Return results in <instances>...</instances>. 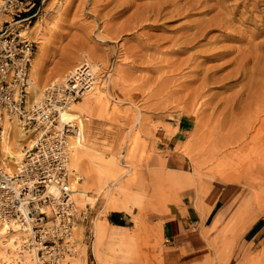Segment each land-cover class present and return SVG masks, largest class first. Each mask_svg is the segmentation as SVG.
Masks as SVG:
<instances>
[{
  "label": "rangeland",
  "instance_id": "1",
  "mask_svg": "<svg viewBox=\"0 0 264 264\" xmlns=\"http://www.w3.org/2000/svg\"><path fill=\"white\" fill-rule=\"evenodd\" d=\"M23 2L11 28L35 46L39 95L84 59L96 66L94 89L65 115L81 131L71 198L87 223L63 264H264V0ZM212 187L221 204L207 234L176 242L198 249L165 257L170 193L201 216ZM108 202L132 228L108 226ZM9 249L0 264L28 262Z\"/></svg>",
  "mask_w": 264,
  "mask_h": 264
},
{
  "label": "built area",
  "instance_id": "2",
  "mask_svg": "<svg viewBox=\"0 0 264 264\" xmlns=\"http://www.w3.org/2000/svg\"><path fill=\"white\" fill-rule=\"evenodd\" d=\"M25 5L0 0V17L8 18L0 21V139L3 123L15 122L32 140L14 172L0 160V226L12 233L16 228L17 249L28 258L26 264H62L77 255L75 230L87 223V215L70 199V139L78 141L81 131L74 122H61L60 113L89 92L92 74L81 63L27 104L35 46L11 28L14 18L29 10Z\"/></svg>",
  "mask_w": 264,
  "mask_h": 264
},
{
  "label": "crops",
  "instance_id": "3",
  "mask_svg": "<svg viewBox=\"0 0 264 264\" xmlns=\"http://www.w3.org/2000/svg\"><path fill=\"white\" fill-rule=\"evenodd\" d=\"M213 189L212 187L207 190L206 193H203L202 190L199 192L200 198L203 197L204 203V212L201 216L197 213V202L193 200L194 202L191 201L189 203L186 193L181 191L170 193L167 201L166 213L162 217L160 227V235L165 243L163 246L167 251L165 257L171 256L175 251L179 252L177 253L178 256H183V251L198 249V244L186 245V243L176 244V242L187 240L194 235L207 234L206 231L209 230L208 224L214 222L221 204L219 194H215ZM129 216V214L123 212H111L106 215L105 221L109 227L130 229L132 228V226H130L132 220ZM233 255L231 256L233 257ZM228 264H230V262Z\"/></svg>",
  "mask_w": 264,
  "mask_h": 264
},
{
  "label": "bare ground",
  "instance_id": "4",
  "mask_svg": "<svg viewBox=\"0 0 264 264\" xmlns=\"http://www.w3.org/2000/svg\"><path fill=\"white\" fill-rule=\"evenodd\" d=\"M124 11V9H123ZM142 19V18H141ZM195 39V38H194ZM103 41V40H102ZM215 52V51H214ZM213 53V52H212ZM219 54V53H218ZM42 55V54H41ZM214 57V56H213ZM90 58V57H89ZM79 60V59H78ZM88 58L87 59H84V63L83 64H86L90 70H91V74H92V84H91V88L89 89V92H87V94H89L95 87V84H96V78H95V68L96 66L93 67V65H90L89 64V61L87 62ZM39 62L40 61H37V63H35V68L39 66ZM242 63V62H241ZM178 67V66H177ZM36 68V69H37ZM77 68V67H76ZM75 68V70H76ZM39 69V68H38ZM74 70V71H75ZM36 70H33V72H35ZM238 72V71H237ZM237 74V73H236ZM238 76V75H236ZM211 77V76H209ZM205 80V79H204ZM203 81V80H202ZM204 83V82H203ZM30 87L32 88V94H33V98H34V101L32 102H36L40 95L38 94L39 92V88L37 87V85L35 84V82L31 83L30 84ZM44 90V89H43ZM42 90V91H43ZM86 94V95H87ZM85 95V96H86ZM264 102V101H263ZM72 105V104H71ZM70 105V106H71ZM69 106V107H70ZM261 106V105H260ZM69 107L62 111L60 113V121L61 122H71L70 120L66 119L65 115L67 113V110L69 109ZM105 110V109H104ZM104 110H101V111H104ZM261 110V109H260ZM262 111V110H261ZM107 112V111H106ZM259 113V112H258ZM112 114V112H111ZM259 115V114H258ZM252 118V117H251ZM254 118V117H253ZM15 122L13 123H7V122H4L3 123V132H2V135H1V139H0V154H1V161L4 165V167L9 171L11 172V170L9 169V167H6L7 163L9 164V162L13 165V166H19L20 163L22 162L23 160V157H24V154H23V150H24V146L29 144L32 140L31 138L27 141V143L24 145L23 143L25 142L24 141V137H26L24 134H27L25 132H23L20 128L17 127V125L14 124ZM14 126V128H13ZM250 128V127H249ZM241 131V130H240ZM24 134H23V133ZM29 135V134H28ZM30 136V135H29ZM236 137V136H235ZM27 138H25L26 140ZM242 140V139H241ZM236 143V142H235ZM231 146H232V143H231ZM70 148H71V145H70ZM71 154H72V148H71V152H70V159H71ZM78 154L75 152L73 154V158H72V162L76 165V163H78ZM7 160V161H6ZM109 162V161H108ZM111 162V161H110ZM114 162V161H113ZM112 163V162H111ZM73 164V165H74ZM110 164V163H109ZM70 165V164H69ZM70 168V167H69ZM75 173L74 170H70V173ZM75 180H78V177L76 176V179ZM78 184V183H77ZM73 182H72V178H71V182H70V189L71 191L73 190ZM72 194V193H71ZM71 194H70V199L72 200L71 198ZM73 201V200H72ZM109 204V202H108ZM124 207V206H123ZM108 209L111 210V211H115V212H119L121 211L122 208H120L118 206L117 203H111L108 205ZM13 230H14V233L11 232V234H13L12 236H8L10 234V232H8V230L10 229L9 226L7 225H2L0 226V260H8V257L5 253V251L3 249L5 248H11L9 249L11 251H14V253L19 257H26L25 254H19L21 252L18 251L17 249V246L19 244V241H20V238L17 237L16 240H13V238L11 237H15V234L18 233L16 232V228L15 227H12ZM77 230V229H76ZM75 230V231H76ZM17 236V235H16ZM7 250V249H6ZM8 252V253H9ZM6 255V256H5ZM10 263L11 264H17L16 263V259H12L10 260ZM63 264V263H62Z\"/></svg>",
  "mask_w": 264,
  "mask_h": 264
},
{
  "label": "trees",
  "instance_id": "5",
  "mask_svg": "<svg viewBox=\"0 0 264 264\" xmlns=\"http://www.w3.org/2000/svg\"><path fill=\"white\" fill-rule=\"evenodd\" d=\"M116 225H122V224H116Z\"/></svg>",
  "mask_w": 264,
  "mask_h": 264
}]
</instances>
